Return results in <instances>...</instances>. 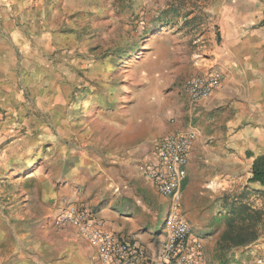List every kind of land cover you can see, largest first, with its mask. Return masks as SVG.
Listing matches in <instances>:
<instances>
[{
  "label": "rangeland",
  "instance_id": "obj_1",
  "mask_svg": "<svg viewBox=\"0 0 264 264\" xmlns=\"http://www.w3.org/2000/svg\"><path fill=\"white\" fill-rule=\"evenodd\" d=\"M212 2L0 0V264H99L72 253L73 231L53 220L69 206L98 218L112 157L100 131L133 119L126 107L162 51L188 70ZM204 200L223 247L264 236V190L245 178Z\"/></svg>",
  "mask_w": 264,
  "mask_h": 264
},
{
  "label": "crops",
  "instance_id": "obj_2",
  "mask_svg": "<svg viewBox=\"0 0 264 264\" xmlns=\"http://www.w3.org/2000/svg\"><path fill=\"white\" fill-rule=\"evenodd\" d=\"M211 4L214 24H206L204 32L190 37L191 46L185 47L188 70L182 71L181 62L162 51L152 63L154 70L145 73L154 80L146 82L139 99L126 107L133 110V119L100 131L113 158L96 181L108 194H98L94 211L107 230L154 255L165 237L170 199L154 189L144 170L154 162L162 137L194 130L182 203L191 225L190 238L202 244L203 264H264V236L241 241L250 244L247 247H223L220 229L212 220L214 212L210 216L202 205L206 198L218 201L233 181H248L253 160L264 156V0ZM212 71L221 73L219 86L193 104L183 81ZM185 75L189 76L181 81ZM249 184L264 190L259 183ZM65 227L73 231L64 238L72 253L97 260L96 249L72 226Z\"/></svg>",
  "mask_w": 264,
  "mask_h": 264
},
{
  "label": "built area",
  "instance_id": "obj_3",
  "mask_svg": "<svg viewBox=\"0 0 264 264\" xmlns=\"http://www.w3.org/2000/svg\"><path fill=\"white\" fill-rule=\"evenodd\" d=\"M220 81L221 73L212 71L190 76L183 86L191 102L196 104L210 96ZM195 137L194 130H179L162 137L156 145L154 162L145 167L146 179L159 194L170 199L165 237L154 255L126 236L113 234L101 219L77 206L67 207L53 223L59 227H75L96 249L99 264H203L202 244L190 238L191 225L182 203V184Z\"/></svg>",
  "mask_w": 264,
  "mask_h": 264
},
{
  "label": "trees",
  "instance_id": "obj_4",
  "mask_svg": "<svg viewBox=\"0 0 264 264\" xmlns=\"http://www.w3.org/2000/svg\"><path fill=\"white\" fill-rule=\"evenodd\" d=\"M249 183H259L264 188V156H257L252 163ZM242 241V240H241ZM238 242V244H246ZM245 241V240H243Z\"/></svg>",
  "mask_w": 264,
  "mask_h": 264
}]
</instances>
